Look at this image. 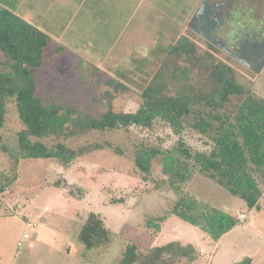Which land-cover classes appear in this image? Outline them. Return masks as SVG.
Wrapping results in <instances>:
<instances>
[{
	"label": "rangeland",
	"instance_id": "rangeland-1",
	"mask_svg": "<svg viewBox=\"0 0 264 264\" xmlns=\"http://www.w3.org/2000/svg\"><path fill=\"white\" fill-rule=\"evenodd\" d=\"M193 2L44 0L39 9L30 0H0V6L49 37L44 64L36 69L37 94L43 101L56 98L98 116L106 109L105 91L113 92L106 81L121 78L118 71L131 73L146 58L158 62L157 49L188 32L184 30L185 14ZM57 47L62 52H57ZM215 57L230 64L246 88L264 97V67L252 72L226 60L224 54ZM123 82L130 90L115 94L113 108L133 111L140 102L138 90L132 82ZM21 127L9 101L0 128V186L4 187L0 190V264H116L129 242L144 251L170 240L191 243L199 252L194 262L184 264H235L244 256L251 258L250 264H264V188L259 197L261 209L248 210L241 198L194 173L185 189L239 220L217 242L173 214L167 215L158 230L147 225L148 218L167 213L175 197L171 190L154 189L142 179L133 153L140 142L170 146L177 136L166 123L156 121L150 129L91 130L65 138L61 141L71 148L95 142L104 147L77 157L67 166L53 159H20L16 178L7 184L11 164L1 145L15 151ZM181 136L195 149L208 148L206 136L188 128ZM41 140L48 145L55 142L52 137ZM115 146L121 154L115 153ZM151 169V175L158 178L157 160ZM89 210L100 215L109 231V242L100 248L87 249L77 239Z\"/></svg>",
	"mask_w": 264,
	"mask_h": 264
},
{
	"label": "trees",
	"instance_id": "trees-1",
	"mask_svg": "<svg viewBox=\"0 0 264 264\" xmlns=\"http://www.w3.org/2000/svg\"><path fill=\"white\" fill-rule=\"evenodd\" d=\"M48 46L46 32L0 6V128L9 101L14 104L22 125L16 133L15 151L1 145L11 164L12 175L7 177V184L16 178L20 159H53L67 166L77 157L104 147L95 142L71 148L61 141L65 138L91 130L131 126L150 129L156 121H162L177 136L175 141L163 148L140 142L133 153L134 166L142 179L154 189L171 190L175 197L167 213L147 219L148 226L158 230L167 215L173 214L217 242L237 225L235 215L185 189L195 172L241 198L248 210L261 209L264 97L239 82L230 64L216 59L208 50H198L187 35H179L173 43L157 49L158 62L146 58L131 73L118 71L121 78L106 81L113 92L105 91L106 109L95 116L56 98L44 102L37 94L36 69L44 64ZM56 50L62 52L59 47ZM123 79L138 90L140 102L133 111H116L112 105L116 93L130 90ZM185 128L206 136L208 148L201 150L188 145L181 136ZM46 137L54 138L55 142L46 144L41 140ZM105 144L112 146L109 142ZM113 150L122 153L116 146ZM155 160L159 164L158 178L151 175ZM3 188L0 186V190ZM77 239L87 249L100 248L109 242V231L98 213L93 210L86 213ZM198 256L193 244L179 240L144 251L129 242L116 264H184L194 262ZM250 262L251 258L244 256L235 264Z\"/></svg>",
	"mask_w": 264,
	"mask_h": 264
},
{
	"label": "flooded vegetation",
	"instance_id": "flooded-vegetation-1",
	"mask_svg": "<svg viewBox=\"0 0 264 264\" xmlns=\"http://www.w3.org/2000/svg\"><path fill=\"white\" fill-rule=\"evenodd\" d=\"M184 30L198 50L200 45L215 56L224 54L254 72L264 58V0H195Z\"/></svg>",
	"mask_w": 264,
	"mask_h": 264
},
{
	"label": "crops",
	"instance_id": "crops-1",
	"mask_svg": "<svg viewBox=\"0 0 264 264\" xmlns=\"http://www.w3.org/2000/svg\"><path fill=\"white\" fill-rule=\"evenodd\" d=\"M34 7L41 9L40 4L44 2V0H30Z\"/></svg>",
	"mask_w": 264,
	"mask_h": 264
},
{
	"label": "water",
	"instance_id": "water-1",
	"mask_svg": "<svg viewBox=\"0 0 264 264\" xmlns=\"http://www.w3.org/2000/svg\"><path fill=\"white\" fill-rule=\"evenodd\" d=\"M205 1V0H204ZM263 64H264V58H263V60L261 61V63H260V65H258L257 67H254V68H252V69H254V72H258V71H260V69H261V67L263 66ZM251 67V66H250Z\"/></svg>",
	"mask_w": 264,
	"mask_h": 264
},
{
	"label": "built area",
	"instance_id": "built-area-1",
	"mask_svg": "<svg viewBox=\"0 0 264 264\" xmlns=\"http://www.w3.org/2000/svg\"><path fill=\"white\" fill-rule=\"evenodd\" d=\"M241 217H243V214H241ZM28 234H24V238H27Z\"/></svg>",
	"mask_w": 264,
	"mask_h": 264
}]
</instances>
